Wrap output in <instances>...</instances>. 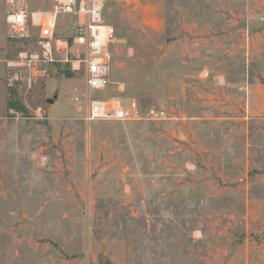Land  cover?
<instances>
[{
    "label": "rangeland",
    "instance_id": "1",
    "mask_svg": "<svg viewBox=\"0 0 264 264\" xmlns=\"http://www.w3.org/2000/svg\"><path fill=\"white\" fill-rule=\"evenodd\" d=\"M102 3L118 42L96 96L165 118L85 123L61 63L8 88L35 46L0 0V81L21 105L0 92V264H264V0Z\"/></svg>",
    "mask_w": 264,
    "mask_h": 264
},
{
    "label": "built area",
    "instance_id": "2",
    "mask_svg": "<svg viewBox=\"0 0 264 264\" xmlns=\"http://www.w3.org/2000/svg\"><path fill=\"white\" fill-rule=\"evenodd\" d=\"M4 1L8 36L21 42L33 38L35 46L7 62L8 88L19 85L28 90L48 75L50 63H61L82 78L83 89L73 100L82 110L85 123L165 118L160 109L149 108L142 113L122 98L96 96L109 82L113 46L118 42L113 25L103 18L102 0H54L49 9H32L25 0ZM63 15L68 18L64 20L66 31L61 33L58 25Z\"/></svg>",
    "mask_w": 264,
    "mask_h": 264
},
{
    "label": "crops",
    "instance_id": "3",
    "mask_svg": "<svg viewBox=\"0 0 264 264\" xmlns=\"http://www.w3.org/2000/svg\"><path fill=\"white\" fill-rule=\"evenodd\" d=\"M4 16H5V9H4V13H3V22H4V25H5V29H6V33H7V28H6V24H5V21H4ZM2 34H0V42H3L4 41V37L3 35L1 36ZM0 89H1V96L3 98L2 102H1V110H4L6 108V100H5V92H4V88H3V85H2V82L0 81ZM264 95V94H263Z\"/></svg>",
    "mask_w": 264,
    "mask_h": 264
},
{
    "label": "trees",
    "instance_id": "4",
    "mask_svg": "<svg viewBox=\"0 0 264 264\" xmlns=\"http://www.w3.org/2000/svg\"><path fill=\"white\" fill-rule=\"evenodd\" d=\"M11 108H21V105L19 104L18 100L15 98V95L12 94V96H9V99L6 102V109Z\"/></svg>",
    "mask_w": 264,
    "mask_h": 264
},
{
    "label": "water",
    "instance_id": "5",
    "mask_svg": "<svg viewBox=\"0 0 264 264\" xmlns=\"http://www.w3.org/2000/svg\"><path fill=\"white\" fill-rule=\"evenodd\" d=\"M48 101H52V99L48 100Z\"/></svg>",
    "mask_w": 264,
    "mask_h": 264
}]
</instances>
